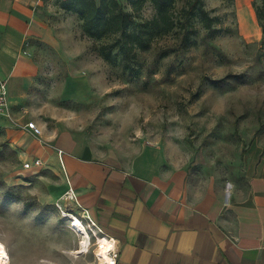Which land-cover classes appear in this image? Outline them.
Masks as SVG:
<instances>
[{"label": "rangeland", "instance_id": "obj_1", "mask_svg": "<svg viewBox=\"0 0 264 264\" xmlns=\"http://www.w3.org/2000/svg\"><path fill=\"white\" fill-rule=\"evenodd\" d=\"M60 1L43 0L39 19L54 26L61 38L65 29L71 30L68 45L89 56L88 64L76 72L78 99L53 100L58 109H70L77 131L101 150L116 147L121 155L131 143L152 146L176 167L185 168L190 186L241 197L247 191V162L264 163V51L261 33L257 39L244 36L242 25L254 28L239 19L235 0H204L205 8L219 18V30L212 37L197 18L185 13L186 0H177L174 28L157 35L150 48L137 50L128 69L119 58L105 61L100 53L112 39L88 37L78 17L63 11ZM119 1L129 9L126 0ZM251 4L259 26L264 10L260 2ZM153 15L147 2L136 20ZM37 43L43 50L40 58L49 62L47 51L53 49ZM62 57H51L59 67L44 72L43 78L58 92L70 76ZM229 73L243 78L222 87L206 79ZM88 76H93L90 83ZM11 123L0 117V240L7 264H100L99 250L107 236L67 194L52 160L40 158L42 166L24 169L23 163L31 159L23 148L27 140L18 131L22 128ZM72 217L84 223L89 234L87 252L74 253L82 233L70 226Z\"/></svg>", "mask_w": 264, "mask_h": 264}, {"label": "crops", "instance_id": "obj_2", "mask_svg": "<svg viewBox=\"0 0 264 264\" xmlns=\"http://www.w3.org/2000/svg\"><path fill=\"white\" fill-rule=\"evenodd\" d=\"M42 1L0 0V76L7 80L10 112L18 125L11 124L21 128L33 120L42 130L45 145L18 129L27 140L23 148L30 162L52 160L67 193L107 236L102 247L107 239L115 240L116 258L115 249L99 252L100 264H264V163L247 162V191L232 199L211 187L190 186L185 168L152 146L131 143L121 155L116 147L101 150L90 142L77 131L70 109L53 103L78 99L76 72L89 56L68 45L71 30L61 38L39 19ZM252 1L235 0V5L239 19L254 28L242 25L244 36L257 39L261 31ZM37 42L53 49L47 51L49 62L40 58ZM56 55L63 56L61 64L70 75L59 92L43 82L44 72L59 67L51 58ZM88 78L90 83L93 76ZM57 149L63 151L64 168Z\"/></svg>", "mask_w": 264, "mask_h": 264}, {"label": "trees", "instance_id": "obj_3", "mask_svg": "<svg viewBox=\"0 0 264 264\" xmlns=\"http://www.w3.org/2000/svg\"><path fill=\"white\" fill-rule=\"evenodd\" d=\"M260 8L264 10V0ZM149 2L154 10L150 19L137 21L145 3ZM177 0H126V9L119 0H61L63 11L75 14L82 31L92 39L111 38L102 47L101 57L112 62L120 59L123 68L130 67V61L136 56L137 50L150 48L157 35L170 32L175 26L173 8ZM185 13L197 18L206 30V34L214 36L219 28L216 26L219 18L213 16L205 8L204 0H186ZM258 16V12L256 13ZM260 21V19H259ZM260 48L264 51V22L260 21ZM242 74L229 73L221 78H206L215 87H222L230 81L242 80Z\"/></svg>", "mask_w": 264, "mask_h": 264}, {"label": "built area", "instance_id": "obj_4", "mask_svg": "<svg viewBox=\"0 0 264 264\" xmlns=\"http://www.w3.org/2000/svg\"><path fill=\"white\" fill-rule=\"evenodd\" d=\"M0 117H5L14 125H18L11 116L10 105L7 97V80L0 76ZM21 128L28 130L32 136L37 138L40 142H45L42 138V130L41 128L34 122L33 120L27 121ZM58 158L62 168H64L62 154L63 151L61 149H57ZM43 161L40 158H35L31 162L23 163L24 169H31L33 167L42 166ZM89 221L95 225V222L89 217V215L85 214ZM118 253V247L116 246L115 251H112V256L116 258ZM115 261V259H114Z\"/></svg>", "mask_w": 264, "mask_h": 264}, {"label": "bare ground", "instance_id": "obj_5", "mask_svg": "<svg viewBox=\"0 0 264 264\" xmlns=\"http://www.w3.org/2000/svg\"><path fill=\"white\" fill-rule=\"evenodd\" d=\"M83 224L84 223H82L77 217H72V223L70 222V226H72L76 231L82 233V239L79 242L78 249L74 252L75 254L87 252V249L89 246V234L87 230L84 228ZM115 243L116 242L113 238L107 239L105 241L104 246L100 247L99 252L103 254H108L110 251L116 248ZM0 245L3 246V254H0V264H7L8 255L6 252L5 245L1 240H0ZM42 264H59V263L51 262V261H43ZM69 264H72V263H69Z\"/></svg>", "mask_w": 264, "mask_h": 264}, {"label": "snow or ice", "instance_id": "obj_6", "mask_svg": "<svg viewBox=\"0 0 264 264\" xmlns=\"http://www.w3.org/2000/svg\"><path fill=\"white\" fill-rule=\"evenodd\" d=\"M0 254H3V246L0 245Z\"/></svg>", "mask_w": 264, "mask_h": 264}]
</instances>
